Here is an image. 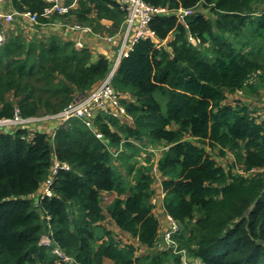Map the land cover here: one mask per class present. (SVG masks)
Masks as SVG:
<instances>
[{"label":"trees","instance_id":"1","mask_svg":"<svg viewBox=\"0 0 264 264\" xmlns=\"http://www.w3.org/2000/svg\"><path fill=\"white\" fill-rule=\"evenodd\" d=\"M144 1L193 13L183 21L156 16L150 28L162 44L141 40L121 61L112 86L132 121L99 115L92 130L71 120L53 136L51 126L0 128V264H264V120L239 100L227 103L243 90L258 94L254 76L264 88V49L227 37L253 27L264 38V0ZM75 4L67 15H47L45 0L11 3L38 22L17 17L23 27L0 44V120L56 114L109 75L111 61L92 51L89 38L77 48L74 32L56 24L71 17L93 34L114 36L126 13L115 0ZM25 25L35 28L31 38ZM148 143L163 147L155 166ZM209 150L230 153L231 164H218ZM142 156L147 165L136 159ZM54 159L70 170H60L53 196L41 198ZM153 169L178 227L168 247L159 244ZM107 193L116 198L104 208Z\"/></svg>","mask_w":264,"mask_h":264},{"label":"built area","instance_id":"2","mask_svg":"<svg viewBox=\"0 0 264 264\" xmlns=\"http://www.w3.org/2000/svg\"><path fill=\"white\" fill-rule=\"evenodd\" d=\"M118 8L126 13L122 29L114 36H100L93 34L89 27L76 26L73 31L77 33L76 47L82 48L84 46V39L93 38L97 40L101 45H109L110 49H104L101 56L106 57L112 63V68L107 78L94 90L83 95L81 98L69 104L62 111L45 116H39L34 118H21L16 116L13 119H1L0 128L21 126L30 127L36 126L37 129L51 126L53 128L52 136L54 132L63 124L70 122L71 120H78L82 122L87 128L95 130L94 121L99 115H106L111 118L121 121L122 118H126L129 122L132 118L127 114L125 107L122 104L123 94L116 90L112 86L113 77L121 63V61L128 57L133 50L136 43L141 40H152L156 45L162 44L157 38L156 33L151 30L150 23L156 16H163L174 14L178 20L183 21L190 15L193 10L187 9H175L169 10L166 8H155L148 5L144 0H115ZM13 0H0V44L5 41V29L4 27L11 24L17 17L27 20L36 24L38 17L31 12L18 13L11 10V3ZM48 8L46 14L50 15L57 12L60 15H67L70 13L72 6L60 7L56 6L54 9ZM192 39L191 41H193ZM195 41V40H194ZM116 48L114 50V48ZM98 138H102L101 134H97ZM54 165L51 168L49 177L44 182L41 192V198L52 197L53 189L52 185L54 179L60 170H70L67 164L60 163L57 159H54ZM255 171V170H254ZM251 171V172H254ZM242 175H248L249 173L242 170ZM169 225L162 232V239L160 247H168L172 245V236L178 230V227L174 220L168 215ZM45 240L48 241L47 246L50 244L49 237L45 236L42 239V244H45ZM60 256L61 260L69 261L70 259L60 250L54 249L53 251ZM184 264H193L188 259L184 258Z\"/></svg>","mask_w":264,"mask_h":264},{"label":"rangeland","instance_id":"3","mask_svg":"<svg viewBox=\"0 0 264 264\" xmlns=\"http://www.w3.org/2000/svg\"><path fill=\"white\" fill-rule=\"evenodd\" d=\"M47 1L49 4L52 5V9H54L56 6H60V7H65L67 8L68 6H75L79 0H45ZM201 11L207 16V17H211L210 13L208 10L206 9H201ZM20 18V17H19ZM21 24V25H20ZM24 24V21H20V20H15L14 22H12L11 24L7 25L4 27L5 29V37L9 36V34L16 32L18 29H20V27H23L22 25ZM56 26L59 28V31H63L67 34L72 33L73 32V28L76 26H80V27H86V26H82L79 23H77L76 20H74V18L71 17H65V19L61 20L58 19ZM53 26H50L48 28H52ZM24 30V35L27 36L28 38H31L33 36V32L35 31V28L33 30V27L30 26H24L23 28ZM22 30V29H21ZM104 36H109L107 34H105ZM229 37V39H231L233 41L234 44H236V46H238V44L241 43H246L249 46L246 48L247 50H250L251 48H257V47H262L264 49V38L263 37H257V35H255L253 27L247 29L246 31H244L243 33H241L240 35L234 36V35H230L227 36ZM6 39V38H5ZM171 41V38H170ZM194 43V45H197L196 41H192ZM240 47V46H238ZM114 48V46H113ZM116 48H114L115 50ZM209 49V46L206 45L203 48V51H207ZM101 55V54H98ZM97 55V56H98ZM264 57V55L262 56ZM261 59V58H260ZM263 59V58H262ZM264 61V59H263ZM260 75H264V70L261 72ZM258 76H254L252 77V79L250 80V84L255 85V87L258 89V94H252L250 90H243L240 91L238 93L229 95L228 99H227V103H232V102H236L237 100L241 101L242 105H248L250 107V109H256L257 112L255 115H258V117L261 118V120H264V88L263 86H260V83L258 82ZM159 99L161 100V102L164 104L165 103V99L162 97H159ZM129 121L126 118H122L120 121L121 123H128ZM114 130H116V127H113ZM115 148H111V151H115ZM122 149V148H120ZM147 150L149 152H152L155 154V158L151 161L154 162V166L155 164H157L158 158L160 157L162 151H163V147L161 145H158V147L153 146L152 144L148 143L147 146ZM212 154V156L216 159L217 163L224 166L225 168L228 167L231 162H232V155L230 153L226 154L225 156H221L219 151H211L209 150ZM125 152H129L127 151V149H125ZM130 154V152L128 153ZM145 156L136 158L138 159L141 163H144L145 165L148 164V162L145 160L144 158ZM150 162V163H151ZM117 165H119V162H116ZM154 173L156 174V182L154 183V190H155V194L153 196V201L152 203L155 205V209L158 213H163V203H164V198H165V193L162 192L161 190V181H162V176L161 174L156 171L155 169H153ZM236 172L240 171L242 172V170L240 169H235ZM244 171V170H243ZM250 175V174H248ZM116 198L115 194L112 193H107L104 194L103 196V206L104 208L108 207L113 200ZM106 210V209H105ZM157 213V215H158ZM160 216V215H159ZM105 225L107 226V228L111 229L112 231H114L116 234L121 235L122 238H126L124 235L121 234V232H116L117 228L113 225V222L107 218V220L105 221ZM130 242V241H129ZM48 241L45 240V244L47 245ZM136 246H138L136 244ZM138 253H146V250H144V248H139ZM108 261H110L111 263H108ZM60 264V263H59ZM105 264H114L113 261L111 260H106Z\"/></svg>","mask_w":264,"mask_h":264},{"label":"crops","instance_id":"4","mask_svg":"<svg viewBox=\"0 0 264 264\" xmlns=\"http://www.w3.org/2000/svg\"><path fill=\"white\" fill-rule=\"evenodd\" d=\"M74 32V31H73ZM72 32V33H73ZM73 36H77V33L74 32V34H71V37ZM88 45H90L92 47V51L98 55L101 54L102 52H104V49H107V46L105 45H101L100 43L97 42V40L93 39V38H89L88 39ZM155 215L158 217V219L160 220V224H161V230L162 232L165 231V229L168 227L169 225V219H168V215L165 212V209H163V213H158L156 210H154ZM158 213V215H157ZM160 215V216H159ZM114 225V223H113ZM115 226V225H114ZM116 227V226H115ZM117 228V227H116ZM116 232H120V230L117 228ZM108 263H111L110 261H108Z\"/></svg>","mask_w":264,"mask_h":264}]
</instances>
